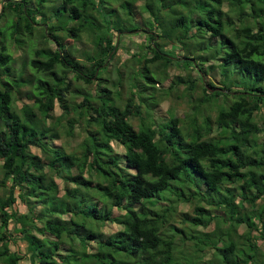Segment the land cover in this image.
<instances>
[{
    "label": "trees",
    "instance_id": "obj_1",
    "mask_svg": "<svg viewBox=\"0 0 264 264\" xmlns=\"http://www.w3.org/2000/svg\"><path fill=\"white\" fill-rule=\"evenodd\" d=\"M1 1L0 19L15 17L14 36L39 30L44 45L29 63L37 77L20 71L13 83V57L1 43L0 68L8 73L0 75V189L6 192L0 197V263L24 259L11 249L16 237L9 226L15 221L31 264H249L252 256H234V238L222 249L213 232L199 229L221 220L229 224V236L237 237L245 225V241L248 234L256 256L254 233L264 241V173L258 172L264 167V142L259 152L249 153L264 133L255 122L264 107V0H63L50 24L43 22L48 0H38L37 13L34 0ZM58 22L73 38L92 35L94 51L85 53L86 63L74 60L55 36L62 29ZM130 34L143 36L148 51L136 56L142 67L124 102L120 91L113 94L101 83ZM48 37L55 50L45 43ZM167 44L180 46L185 58L174 57ZM209 62H218L211 69H221L225 84L220 90L211 80L205 85L209 71L203 67ZM153 64H163L164 71L182 65L198 72L203 93L218 107L217 136L206 138L210 119L206 128L193 123L183 129L179 117L156 114L161 101ZM60 65L94 92L59 76ZM231 74L244 76L236 81L247 87L226 81ZM192 83L194 91L198 81ZM72 87L83 96L81 102L71 104L67 94ZM230 95L236 98L231 104ZM22 99L33 104L25 103L20 111L16 104ZM56 103L63 111L58 117ZM144 104L150 111L142 110ZM78 129L83 137L79 149L56 144L63 134L75 138ZM54 177L64 181L63 196ZM18 201L25 213L16 208ZM258 201L260 209L243 213L246 203L257 208ZM192 202L197 203L195 214L181 213V226L172 224L180 205ZM213 207L223 214H214ZM109 223L121 228L107 234L103 228ZM206 249L212 259L196 263L195 254Z\"/></svg>",
    "mask_w": 264,
    "mask_h": 264
},
{
    "label": "rangeland",
    "instance_id": "obj_2",
    "mask_svg": "<svg viewBox=\"0 0 264 264\" xmlns=\"http://www.w3.org/2000/svg\"><path fill=\"white\" fill-rule=\"evenodd\" d=\"M63 0H48L47 3H45V18L43 22L50 24L51 20L54 19V13L55 8L60 6ZM143 2H139L138 4L141 5ZM38 0H34L33 7L34 11L37 13L38 9ZM118 5L115 6V8ZM227 7H225V10ZM31 17L35 19V16L33 12L30 11ZM96 14V13H94ZM97 15V14H96ZM98 16V15H97ZM38 20H40V17H38ZM14 23H15V17L8 16L5 18L2 17L0 19V32L3 34L0 35V50H1V43H4L7 47V54L12 55L13 61L11 63V66L13 68V71L15 72L17 78L13 76L12 82L14 81L18 82L20 78V74L22 72L26 73L27 76H33L35 70H33L32 67L29 66V63L32 59L36 57V50L43 47L44 43L41 40V33L35 31L33 34H29L27 32H24V34H21L17 36V38L14 36ZM52 23V22H51ZM132 26H135L136 23L131 22L128 23ZM56 26H60L62 29L58 31L55 36H59L62 39V42L65 44L66 48L71 52V55L73 56L74 60L79 61L81 64L86 63L85 61V53H93L94 51V44H93V37L90 33L83 32L79 38H73L69 36L66 33V30L64 28V25L62 22L56 23ZM41 29V27L39 28ZM146 39L143 38V36L138 34H130L123 38L121 47L117 53V56L115 60L111 63V66L109 68L108 73H106L103 78L104 81H102V87H107L108 89L113 91V94L115 92L120 91L122 93V100L126 102L127 98L130 95L131 92V81L135 79V75L138 74V70L142 67V62L140 60L142 58H137L136 56L144 55L148 51V49L145 47L147 42ZM45 43L49 42V46L52 48V50H55L56 45L53 43V40H50V38L44 39ZM170 42L169 44H171ZM167 44L165 47L167 51L176 54L178 56L177 58H185L186 51L183 49L181 50L180 46H172ZM190 55V54H189ZM194 56V55H193ZM175 57V55H174ZM198 62H201V60H198ZM88 64V63H87ZM218 64V62H209L205 63V66L203 67L205 70L209 71L207 77H205V85L207 84V81L213 82L215 86L218 87L217 90H220L222 86L225 84H222V80L224 79L222 77L221 69L218 67L217 69H211V65ZM150 68L152 72L154 73L155 78L158 80V84H156V90H157V97L160 99V104L157 106L156 114L158 116H162L164 118H167L168 116H177L182 120V128H187L189 125L193 123H197L199 126L206 128V125L208 124V120L210 119V124L212 131L208 134L206 138H212L214 136H217L219 134V129L217 125V116H218V107L215 106L212 101L207 98V96L203 93V86L202 83L199 81V75L197 71H192V73L189 71V69L185 70L184 66L180 65H172L169 66L166 71H164L163 64H153L150 65ZM84 71V69H81ZM63 71H66L65 74ZM36 72V71H35ZM56 72L59 76H62L63 78H67V80H73L74 85L76 88H80V90H84L86 92H94V87L91 85L85 84L82 80L76 81L75 75L70 72L69 70H65L61 65L56 68ZM8 72L4 68H0V75L2 77H5L4 74H7ZM42 77L45 79L50 78L48 74H41ZM36 76V74L34 75ZM37 77V76H36ZM244 76H236L231 74L229 78H226V81H231L235 83L237 87H240L241 89H245L247 85L242 84L241 82L236 81L237 79L241 80ZM139 79V78H138ZM196 80L198 81L197 85L198 87L196 90L193 91V83L192 81ZM143 84L147 85V81H142ZM175 84V86L172 85ZM75 87H72V90L67 94L68 99L71 101H77L81 102L83 99V96L78 92H73L75 90ZM74 88V89H73ZM0 89L4 90L3 84L0 82ZM34 86L30 88V90H34ZM77 90V89H76ZM223 91H226L222 89ZM148 94L151 93V90L147 91ZM234 94V92H232ZM18 96V93L14 94V97ZM163 96V100L161 97ZM223 100L225 97H222ZM234 95H230L228 98L229 104H231L233 101H235ZM23 100V99H22ZM194 100V106L198 105L199 109L192 107V101ZM27 104H33V100H23V101H17L16 109L22 111L23 105ZM227 106L224 105L223 107ZM142 110L150 111L148 109L147 104L142 105ZM54 115L56 117L60 116L62 114V110L60 108V105L56 103L55 109L53 111ZM255 122L261 126L264 127V107L262 108L259 115L255 116ZM138 123L139 121H135ZM81 131L79 129L76 131L77 136L75 138L67 140V138L64 137V134L62 135V138L56 142L58 145H66L70 149H79V145L82 142L83 137L81 136ZM257 139V140H256ZM255 139V142L253 143L254 146L251 148L250 154L255 153L256 151L259 152L260 146H262V143L264 142V133L260 134ZM67 140V141H66ZM256 143L257 146L256 147ZM115 149L118 152H123V148H121L118 145H114ZM33 152H35L38 155H42L40 151L33 149ZM2 162L0 161V181L4 178V173L2 170ZM258 172L264 173V167L259 169ZM59 185L60 190V196H63L64 190H65V184L62 179L59 177H54ZM9 185V184H8ZM203 191H205V187L203 188ZM5 190L0 189V197L5 196ZM18 194V192H17ZM238 201H240V198H238ZM258 207L253 208L248 203L245 204V211L244 212H252L253 210L260 209L262 206V201H258ZM194 203H182L180 207L178 208V216L176 219L173 220V223L175 226L180 227V215L181 213H189L191 215H194ZM197 204V203H195ZM16 208L20 210L21 213H25L26 207L21 203V201H18ZM214 214L222 215L223 212L220 209H216V207L212 208ZM114 214L119 215L120 212L116 209H114ZM66 217V216H65ZM67 218V217H66ZM219 226H222L224 228L217 229ZM16 226L15 221L12 222L9 226L10 231L14 234L16 237V242L11 243V249L14 252H18L20 255L24 257V259L20 262V264H31L30 262V254L28 252V244L26 241L21 239V234H17V232L14 231V228ZM229 224L223 223L221 220H215L207 229L200 228L199 230L204 232H213L212 239L213 241L220 240V244L218 243V247L223 249V246L226 245L230 239L235 240L237 253L234 254L235 257L238 255V257H242L244 255L252 256L253 259L249 264H264V241L262 237L258 233H254V238L256 242L259 243V249L257 251L256 256V249H252L251 245V239L250 237L247 239L248 234L246 236L245 241V235L247 232V228L245 225H242L239 227L236 236H229V230H228ZM121 227L117 224H107L103 231L105 233H113L117 232ZM168 231L171 232L172 228L171 226H168ZM215 231V232H214ZM217 231V232H216ZM211 250L206 249L204 253L198 255L195 254V262H200L201 260L207 261L212 259V253H210ZM220 254V253H219ZM222 254V253H221ZM3 264V263H0Z\"/></svg>",
    "mask_w": 264,
    "mask_h": 264
},
{
    "label": "crops",
    "instance_id": "obj_3",
    "mask_svg": "<svg viewBox=\"0 0 264 264\" xmlns=\"http://www.w3.org/2000/svg\"><path fill=\"white\" fill-rule=\"evenodd\" d=\"M3 4H4V1H1V3H0V15H1L2 12H3Z\"/></svg>",
    "mask_w": 264,
    "mask_h": 264
}]
</instances>
